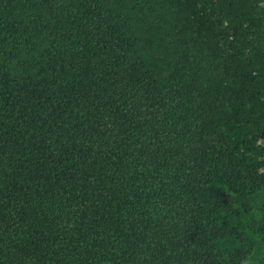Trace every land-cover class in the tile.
Returning a JSON list of instances; mask_svg holds the SVG:
<instances>
[{
	"label": "trees",
	"instance_id": "16d2710c",
	"mask_svg": "<svg viewBox=\"0 0 264 264\" xmlns=\"http://www.w3.org/2000/svg\"><path fill=\"white\" fill-rule=\"evenodd\" d=\"M252 209L264 0H0V264H244Z\"/></svg>",
	"mask_w": 264,
	"mask_h": 264
},
{
	"label": "rangeland",
	"instance_id": "374dc122",
	"mask_svg": "<svg viewBox=\"0 0 264 264\" xmlns=\"http://www.w3.org/2000/svg\"><path fill=\"white\" fill-rule=\"evenodd\" d=\"M228 137L238 156L246 153L248 138L244 137L240 132L235 130V126H231L228 130ZM217 188H222L220 185H215ZM264 220V213L258 209H252L249 212H244L239 215L227 216L223 214L219 222H225L229 226H235L238 231H241L244 237L252 244V251L244 264H264V233L256 227L257 222ZM215 250L219 255V264H228L227 254L237 246L232 238H215Z\"/></svg>",
	"mask_w": 264,
	"mask_h": 264
}]
</instances>
